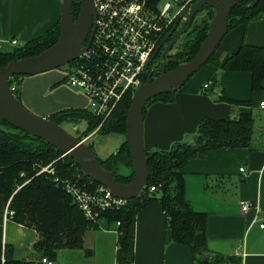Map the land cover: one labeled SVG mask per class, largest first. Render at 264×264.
Returning a JSON list of instances; mask_svg holds the SVG:
<instances>
[{"label": "crops", "instance_id": "crops-1", "mask_svg": "<svg viewBox=\"0 0 264 264\" xmlns=\"http://www.w3.org/2000/svg\"><path fill=\"white\" fill-rule=\"evenodd\" d=\"M63 3L64 0H0V50L7 46L14 49L43 36L60 21ZM243 44L264 48V14L246 26L228 31L217 50L219 63L207 64L192 76L176 92L173 103L157 102L147 108V152L166 151L180 142L195 144L204 119H235L252 113L255 132L264 133V109L260 106L264 101V80L261 89L254 91L250 72L221 67ZM209 81L216 83L224 100L204 89ZM13 86L19 89L23 105L40 117L88 106L86 96L66 85L62 73L56 70L25 76ZM256 116L260 118L258 122ZM181 173L187 199L196 211L208 215L211 251L225 258L223 264H264V229L260 227L264 219V149L222 148L198 153L188 159ZM246 201L255 205L247 213L242 211ZM6 208V202L1 200L0 243L13 249L16 260L38 261L40 254L35 244L39 233L9 218ZM103 225L101 230L87 231L84 249L61 250L55 262L117 264L119 234ZM131 233L132 264H193L190 248L173 242L160 201L150 202L137 214Z\"/></svg>", "mask_w": 264, "mask_h": 264}, {"label": "trees", "instance_id": "trees-1", "mask_svg": "<svg viewBox=\"0 0 264 264\" xmlns=\"http://www.w3.org/2000/svg\"><path fill=\"white\" fill-rule=\"evenodd\" d=\"M160 1L152 0V3L159 4ZM197 1L194 0L193 4ZM255 2H257L255 6L249 7ZM80 6V2L74 0L72 9L74 20L79 16ZM205 9L207 13L202 22L194 27L182 50L173 56L181 59L183 63L193 59L206 40L215 10L209 6ZM261 14H264V0H240L230 14L229 31L241 25H248ZM59 38L60 21L33 41L16 46L9 52L0 50V68L11 62L41 54L56 44ZM210 63H219L217 51L209 60L208 64ZM176 67L177 64H172L169 69L174 70ZM221 67L226 71L250 72L253 77L252 88L258 91L264 80V48L243 44L234 55L221 64ZM23 77L25 76H14L10 81L13 92L20 101V91L14 88L13 84ZM175 94H164L152 99L148 102L144 114L154 103H173ZM132 98V93H128L100 129V132L106 134L126 136V142L117 154L105 160L99 159L102 167L111 172L117 182L122 184H129L134 178L133 157L127 139V118ZM228 101L234 102L230 99ZM49 119L60 126L67 120H85L89 124L90 134L101 124V121L86 109L60 111L51 115ZM255 131L252 113L240 114L235 119H204L199 125L195 144L180 142L166 151L147 152L150 176L144 192L137 199L130 200L124 209L103 213V222L95 224L86 219L72 197L64 190L62 182L72 180L80 173L89 185L99 184L84 175L70 156H65L46 141L14 128L0 117V201L3 200L6 204L10 202L9 209L14 212L12 219L16 223L35 229L40 235L39 241L35 244V249L40 254L38 261L16 260L13 257V249L0 243V264H41L43 257L56 261L61 250L84 249L87 231L101 230L104 228L103 224L119 234L117 264H132L130 241L134 219L154 200L160 201L166 212L173 242L190 248L193 264H223L225 258L211 251L209 247L208 215L196 211L186 197L185 180L181 170L188 159L198 153L222 148L264 149V133L257 135ZM50 164H53L54 174L41 173ZM120 165L129 172L120 173ZM151 188L154 189L152 193ZM118 223L121 224L119 227Z\"/></svg>", "mask_w": 264, "mask_h": 264}, {"label": "water", "instance_id": "water-1", "mask_svg": "<svg viewBox=\"0 0 264 264\" xmlns=\"http://www.w3.org/2000/svg\"><path fill=\"white\" fill-rule=\"evenodd\" d=\"M81 11L74 20L72 9L74 0H64L60 18V38L56 44L37 56L9 63L0 68V117L14 128L42 139L65 156H70L80 170L95 183L105 186L118 198L137 199L149 183V159L145 147V115L144 110L149 101L164 95L176 93L199 70L208 64L217 51L222 40L229 31V17L240 0H198L190 9L184 11L177 25L169 32L161 46L172 37L167 44L163 57L173 49L178 40L191 29L197 14L206 7L215 10L206 40L196 56L188 62L180 64L172 71L166 72V66L173 62L161 64L160 75L152 80L148 76L132 98L127 118V139L133 157L134 178L129 184L117 182L114 175L105 170L95 151L85 142L71 135L62 126L49 118L31 113L16 97L11 87L14 76H36L60 69L81 58L90 45L89 34L95 20L94 0H80ZM257 2L249 7L255 6ZM187 19L184 20V17ZM183 24L178 29V25ZM95 33L92 30L90 38Z\"/></svg>", "mask_w": 264, "mask_h": 264}, {"label": "built area", "instance_id": "built-area-1", "mask_svg": "<svg viewBox=\"0 0 264 264\" xmlns=\"http://www.w3.org/2000/svg\"><path fill=\"white\" fill-rule=\"evenodd\" d=\"M173 1L180 7L175 14V6L171 2L159 8V4L152 3V0H94L95 33L89 48L81 58L72 62V68L62 71L66 85L86 96V110L101 121L93 134L114 114L128 93L134 96L147 82L157 47L194 2ZM12 43L17 45L16 41ZM204 89L217 98L222 97L214 81L207 82ZM260 106L264 109V101ZM74 130L77 128L74 127ZM88 139L79 140L86 143ZM53 164L45 167L41 173L54 174ZM62 186L86 219L95 224L103 222V213L124 209L129 203L113 195L105 186L89 185L80 173L74 179L62 182ZM153 191L151 188L150 193ZM9 204L6 214L13 218L14 212L9 209ZM254 207L253 202L246 201L242 204V211L247 213ZM120 225L117 224L118 227ZM260 227L264 229V219ZM41 264L57 263L49 257H43Z\"/></svg>", "mask_w": 264, "mask_h": 264}, {"label": "rangeland", "instance_id": "rangeland-1", "mask_svg": "<svg viewBox=\"0 0 264 264\" xmlns=\"http://www.w3.org/2000/svg\"><path fill=\"white\" fill-rule=\"evenodd\" d=\"M171 2L175 7L173 13H177L180 9V7L173 1V0H161L159 3V8H163L165 4ZM195 4H193L194 6ZM207 13V9H204L202 12L198 13L196 18L194 19V23L191 27V29L188 31V33H185L182 35L181 39L179 40L178 44L173 50V53H177L178 51L182 50V46L189 37L190 33L194 30V27L197 24H200L202 22L203 17ZM13 50L11 47H4L1 51L3 52H9ZM158 62L156 61L154 65L156 66ZM74 64H69L67 66H64L60 69H57L56 71L61 72L66 69V68H72ZM256 121L258 122L260 118L258 116L255 117ZM264 121V118L262 119ZM61 126L68 131L71 135H73L76 138L79 139H84L89 137L88 141L86 142L89 146L92 147V149L95 151L98 159L100 160H105L109 156L113 154H117L121 147L125 144L126 142V136L124 134H106L104 132H100L98 130L95 134H90L89 133V124L85 120L81 121H75V120H67L64 121ZM74 127L77 128V130H74ZM5 128V127H4ZM89 135V136H88ZM120 173L127 174L129 170L125 169L123 166L120 165Z\"/></svg>", "mask_w": 264, "mask_h": 264}, {"label": "flooded vegetation", "instance_id": "flooded-vegetation-1", "mask_svg": "<svg viewBox=\"0 0 264 264\" xmlns=\"http://www.w3.org/2000/svg\"><path fill=\"white\" fill-rule=\"evenodd\" d=\"M78 2H80V4H81V1L80 0H77ZM80 11H81V6H80ZM80 11H79V13H80ZM183 24V22H181L179 25H178V29L180 28V26ZM95 27V20H93V25H92V29H91V32H90V34H89V40H91V38H90V36H91V34H92V30H93V28ZM173 37V36H172ZM172 37H170L169 38V40L165 43V45H163V46H161V44H162V42L159 44V46L157 47V49H156V52H155V54H154V57H153V60H152V63H151V71H150V73H149V75L148 76H151V79L152 80H154V79H156L159 75H160V72H161V64L163 63V62H165V61H171V60H173V62H171L170 64H168V66H166V72H170V71H172V70H170L169 68H170V66L172 65V64H177V66L180 64V62H182L183 63V61L181 60V59H176L175 57H173L174 55H175V53H173V50H174V48L176 47V45L178 44V42H179V40L181 39H179L178 40V42L175 44V46L173 47V49L168 53V55L166 56V58H164L163 57V54H164V51H165V49H166V47H167V44L169 43V42H171V40H172ZM182 48H183V46H182ZM158 62V64L155 66L154 65V63L155 62Z\"/></svg>", "mask_w": 264, "mask_h": 264}]
</instances>
